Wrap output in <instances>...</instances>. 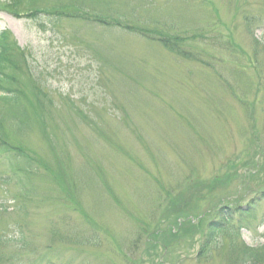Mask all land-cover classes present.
<instances>
[{"label": "rangeland", "instance_id": "374dc122", "mask_svg": "<svg viewBox=\"0 0 264 264\" xmlns=\"http://www.w3.org/2000/svg\"><path fill=\"white\" fill-rule=\"evenodd\" d=\"M3 41L23 58L0 89V264H231L236 231L264 244V0H0ZM207 219H228L208 259Z\"/></svg>", "mask_w": 264, "mask_h": 264}, {"label": "trees", "instance_id": "16d2710c", "mask_svg": "<svg viewBox=\"0 0 264 264\" xmlns=\"http://www.w3.org/2000/svg\"><path fill=\"white\" fill-rule=\"evenodd\" d=\"M32 11H36V10H32ZM32 11H30V14L32 13ZM138 30L140 32L139 34L141 36H144V38L147 37V39H149V40H152L154 42L156 41L159 44H161V46H171L172 50H174L175 52L177 51V53H180L181 55L184 54L183 52L179 51V49L177 47L178 46L177 44H179V43L182 44V40L179 39L180 37H178V36L172 37L171 36L172 38H170V37H166L163 33H160L161 34L160 35L159 33H154V32H152V30H147L144 28H140ZM2 38H4V37H2ZM15 49H13L11 43L8 44V43H6V41H3L0 45V89H3L1 87L6 88L9 81L14 80V76L13 75L9 76L8 71H7L8 69L13 70L15 68V64L13 63V60H15V58H17L18 56L23 58L21 50L19 51L18 50L19 48H17L16 49L17 51H15ZM14 54L17 56H15ZM32 88H33L32 90L35 89L34 87H32ZM6 90L9 91L10 89L7 88ZM13 90H15V89H13ZM2 98L5 99L8 103H15L17 105L15 107L19 108L18 111L20 113H22L21 108L19 106H22L23 102H19L20 99L17 97L16 94H14V92H11L10 94L8 93V95L3 96ZM239 102L243 103L245 105H248V103H246L245 101L239 100ZM17 116L19 117L20 115H17ZM8 150H10V149H8ZM21 155H23L25 158L28 159L27 155H25L23 153ZM197 186H199V184L195 183V187H197ZM208 186H209L208 187L209 189L212 188V186L210 184ZM184 193L177 195L175 198H173V200L172 199L169 200L170 204L168 205L167 209H169L171 211V213H173V217L181 215L182 213H184L186 211L185 209H187L188 204L183 203L180 200L181 197H184L186 199ZM233 204H235V207H237L236 201ZM189 205H191V204H189ZM216 205H218V204H215L213 206V208H211L212 212L210 215L213 214V209L216 207ZM189 208H191V207H189ZM204 212H205V217L209 215L208 211L205 210ZM202 214H204V213H202ZM202 214H200L198 216V218H202L204 216ZM207 220H208L207 221L208 226H207L204 234L201 233L200 248H199L198 252H199V257H201L205 254L204 255L205 258L208 259L209 258V255H208L209 252H207L208 248H210L209 251H211V250H215V252L217 251V254L219 252L218 250L220 248H222L223 243H222V241H217L215 234L218 230H223L225 225L224 226L220 225L219 227H217V226H214V222L212 220H209V219H207ZM154 222H153L154 226H157V224H161V222L158 219ZM233 234H234V232H233ZM149 242H150L149 239H146L145 245L147 248L150 247L151 249L156 250L158 247H162L160 244H157L159 242H156L154 244L150 243V246H149V244H148ZM228 246H230L229 251L223 250V251H225V253H227V255L224 254V256H223V262H228L231 264H264V244L249 247L242 240H238V234L236 231L235 236L228 239L227 247ZM162 252H163V247H162Z\"/></svg>", "mask_w": 264, "mask_h": 264}]
</instances>
